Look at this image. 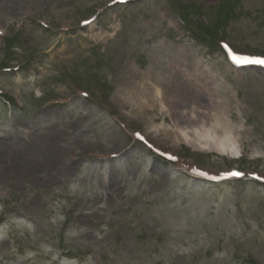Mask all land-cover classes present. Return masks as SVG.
<instances>
[{"label":"rangeland","instance_id":"374dc122","mask_svg":"<svg viewBox=\"0 0 264 264\" xmlns=\"http://www.w3.org/2000/svg\"><path fill=\"white\" fill-rule=\"evenodd\" d=\"M232 53L264 58V0H0V264H264V67ZM145 72L165 109L126 104ZM213 108L238 153L175 138Z\"/></svg>","mask_w":264,"mask_h":264},{"label":"bare ground","instance_id":"6f19581e","mask_svg":"<svg viewBox=\"0 0 264 264\" xmlns=\"http://www.w3.org/2000/svg\"><path fill=\"white\" fill-rule=\"evenodd\" d=\"M112 28H116L115 25ZM152 76L153 75L151 72H145L143 78V87H140V92L126 94V104L138 101V105H134L132 108L134 111H145L147 108L157 107V105H160L163 109H165L167 99L165 98V94H163L158 86L160 81H154ZM221 110L222 108H213L211 110L213 113L210 111L203 112L201 114L198 111L192 113L185 111L177 112L176 128L178 135H176L175 138L184 140L189 145H197L198 149L217 150L221 153H238L240 150L238 137L233 135L231 126L228 122L230 119L223 110L220 113ZM166 121L167 118L164 120L162 125H165ZM156 130L161 131L159 128ZM162 132L165 134V136L171 134V131L166 129L162 130ZM145 139H147V136H145ZM24 147H20L17 151L27 152ZM43 149L44 150H42L39 154L40 157L38 160L42 163V165L46 166L50 172L57 171L60 166H68L71 164V161H68L65 164L64 160L62 159V155H59L61 150L54 149L48 145ZM3 153L4 154L1 153L2 158H4V162L2 161V164H4L3 168L5 167L6 172L11 171L13 174H15L16 172L18 173L25 170L27 173L36 175L41 171L38 168H34L31 164L32 162L33 164L37 163V159L26 160L25 157H22L18 154L13 158H9L6 152ZM34 155H36V153ZM164 182L167 184L168 179L164 180ZM199 192L203 193L202 191ZM94 204H96V201Z\"/></svg>","mask_w":264,"mask_h":264},{"label":"snow or ice","instance_id":"6c2138e0","mask_svg":"<svg viewBox=\"0 0 264 264\" xmlns=\"http://www.w3.org/2000/svg\"><path fill=\"white\" fill-rule=\"evenodd\" d=\"M232 60L238 64H247V63L264 64V59H255V58L247 57V56L233 55ZM231 174L240 175V173H231Z\"/></svg>","mask_w":264,"mask_h":264}]
</instances>
